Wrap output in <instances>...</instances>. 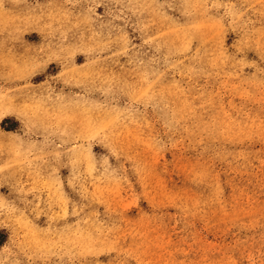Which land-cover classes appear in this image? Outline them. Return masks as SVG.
Wrapping results in <instances>:
<instances>
[{
	"label": "rangeland",
	"instance_id": "rangeland-1",
	"mask_svg": "<svg viewBox=\"0 0 264 264\" xmlns=\"http://www.w3.org/2000/svg\"><path fill=\"white\" fill-rule=\"evenodd\" d=\"M0 264H264V0H0Z\"/></svg>",
	"mask_w": 264,
	"mask_h": 264
},
{
	"label": "bare ground",
	"instance_id": "bare-ground-1",
	"mask_svg": "<svg viewBox=\"0 0 264 264\" xmlns=\"http://www.w3.org/2000/svg\"><path fill=\"white\" fill-rule=\"evenodd\" d=\"M31 15V14H30ZM60 16V15H59ZM54 18V17H53ZM58 18V17H57ZM64 18H66V17H64ZM50 19V18H49ZM67 19V18H66ZM35 21H36V19H35ZM56 22V21H55ZM25 23V22H24ZM39 23V22H38ZM49 26V25H48ZM58 27V26H57ZM73 30V29H72ZM74 31V30H73ZM88 35V34H87ZM57 36V35H56ZM68 37V36H67ZM50 39V38H49ZM66 39V38H65ZM57 41V40H56ZM62 43V42H61ZM78 43V42H77ZM45 44V43H44ZM51 57V56H50ZM54 57V56H53ZM56 58V57H55ZM54 58V59H55ZM62 59V58H61ZM63 60V59H62Z\"/></svg>",
	"mask_w": 264,
	"mask_h": 264
}]
</instances>
